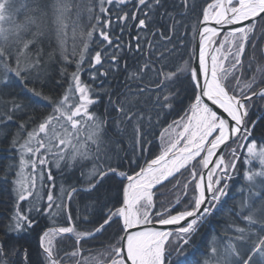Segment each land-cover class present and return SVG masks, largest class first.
Returning a JSON list of instances; mask_svg holds the SVG:
<instances>
[{
	"label": "snow or ice",
	"instance_id": "obj_1",
	"mask_svg": "<svg viewBox=\"0 0 264 264\" xmlns=\"http://www.w3.org/2000/svg\"><path fill=\"white\" fill-rule=\"evenodd\" d=\"M189 32L199 37L191 50ZM258 47L264 56V0H0V143L14 153L0 166L11 198L0 264H264V106L253 111L264 101ZM113 71L124 78L105 87L102 78ZM13 76L30 93L23 101L3 92ZM29 77L62 91L28 88ZM185 99L184 115L167 123ZM164 124L159 154L141 166ZM123 161L139 170H120ZM53 166L87 169V187L62 184L55 195ZM113 177L120 178L116 195L101 192ZM237 177L241 199L232 214L245 226L229 225L195 256L193 237ZM81 192L90 199L83 229L70 207ZM61 216L69 226H55ZM37 217L54 226L37 234L33 259L19 239L39 226ZM65 234L73 242L61 254L55 242ZM100 237L106 242L95 252L83 247Z\"/></svg>",
	"mask_w": 264,
	"mask_h": 264
},
{
	"label": "trees",
	"instance_id": "obj_2",
	"mask_svg": "<svg viewBox=\"0 0 264 264\" xmlns=\"http://www.w3.org/2000/svg\"><path fill=\"white\" fill-rule=\"evenodd\" d=\"M134 29H131L130 31H126L123 34V40L124 41H129L131 39V35L134 33ZM194 40L191 32L188 33V41H189V49L194 48ZM95 47V45H93ZM46 47V51H48ZM246 52L250 53L251 49H246ZM257 56V61L259 63H264V56L260 55L259 52V47L257 48L256 52ZM187 59V57H185ZM124 59L127 60L129 65H132L134 63L133 59V54L128 53ZM245 64L247 65V59H245ZM227 65V62H226ZM59 67L55 62H53V68ZM99 67V66H98ZM105 67L107 68L108 65L106 64ZM123 67V61H121V68ZM257 67V62H254L252 64L251 69H246L245 71V77L251 76L253 72H255ZM69 72H71L73 69L70 67ZM103 71V69H101ZM55 79H59V77L56 75L55 72L51 73ZM113 76H116V79H113ZM124 78V73L121 71L119 73H116L113 71L110 73V75L107 78H102L105 81V87H107L109 84L115 85L118 82H121ZM244 77H242L243 79ZM82 79L87 82V83H92L89 80L88 72L85 71L82 74ZM52 83L49 82L46 87L41 88V83L36 82L33 80L32 77H29L28 79V88L35 87L37 90H42L45 94L48 95H56L62 89H55L53 90L52 88ZM100 80H97L95 82V85H99ZM11 89V91H10ZM4 94H12L18 96L20 100H25L27 95H30V93L27 92V88L24 87L23 82L15 78L14 76L12 77V86L8 89L3 90ZM189 101L187 99L184 100V105H183V110H181V107H177L175 112H172L168 117H167V123H171L173 120H178L180 116L184 115V110L187 109ZM256 105L257 108H254L253 111H257L258 114V109L262 106H264V101L261 100H256ZM100 111L103 110V106H100L99 108ZM41 111L44 112H49L51 111L50 108L47 109H41ZM18 121H13L10 124V129L11 131L15 132L16 131V124ZM164 127H167V124H164L162 126H159L156 128L155 133L152 137L149 139L152 140L151 145H146L147 150L143 153V156L139 160V164L141 166L145 165V162L148 160L153 159L156 155L159 154L160 151V139H159V134L163 130ZM243 151V150H241ZM10 151H9V146L8 144L5 143H0V166L9 164L12 162L10 160ZM133 169L135 171H138V167L136 165H132L131 168H129V165L127 161H123V167L120 169L122 171H127L128 174H133ZM81 171L85 172V169L82 170H74L69 174H64L63 172L59 173H53V176L55 178V184L56 188L53 189V192L55 195L59 194V185L57 184L58 181L61 182L60 185H64L65 187L69 186H76L78 188H86L87 184L85 182V178L81 175ZM3 173H0L2 175ZM181 182H183V177L180 178ZM126 180L123 181L125 183ZM232 184L231 191L229 192V196L225 198L226 202H223L222 205H218V211L214 213V215L200 228V232L197 236L193 237V247L188 248V251L190 253H194L195 256H199L200 252H204L206 250L207 244L210 242L211 238L213 236H223L224 235V230L229 227V225H234V226H240L244 227L245 222L240 219L239 217L235 216L232 214V210L234 207H236L237 211L238 209V202L240 201V193L238 194L239 186L243 184V181L240 180L238 177L235 179L234 183L230 182ZM120 178L119 177H113L112 179L106 180L104 187L101 188V192H104L108 188H112V195H116V189L120 187ZM171 187V185L169 186ZM47 188L44 189L43 195L46 193ZM10 192V186L6 185L3 183L2 180H0V226L3 224L7 223V218L9 215V209L11 207V198L9 196ZM177 195L180 193L177 192ZM174 195H169L168 199L174 200ZM46 199V195H45ZM90 204V199L87 193L81 192L79 195H76L70 205L71 210H72V217H73V224L79 229H83L86 227H90V225L83 223V219L85 216L89 215V212L86 208ZM24 205V203H23ZM22 205V207H23ZM35 215V214H33ZM79 217V218H78ZM89 218H91L89 216ZM38 224L39 226L34 228V230L29 233L24 235L23 238L19 239V243L24 245L25 247H30V250L32 252L33 259L36 258L35 252H36V246H37V234L44 228L54 226L52 225L51 221L47 217H37ZM55 226H69L66 220V216H61L57 219L56 225ZM68 234H65L64 238L58 237L56 239V246L57 248L61 251V254L63 251L69 250V246L72 244L73 241L68 240L67 237ZM106 242V237H100L96 241L90 242V245L85 244L83 245L84 248H89L91 246L93 252L98 250L101 246L102 243ZM88 253L85 252V255Z\"/></svg>",
	"mask_w": 264,
	"mask_h": 264
},
{
	"label": "rangeland",
	"instance_id": "obj_3",
	"mask_svg": "<svg viewBox=\"0 0 264 264\" xmlns=\"http://www.w3.org/2000/svg\"><path fill=\"white\" fill-rule=\"evenodd\" d=\"M10 91H11V89H10ZM11 155H14V153H11L10 156H11ZM10 163H11V162H10ZM79 169L82 170L79 166H77L76 168H74V169L71 170V171H69V170H67V169H64L63 171H57V169L53 166V167L51 168V171H52V173H54V172H55V173L63 172L64 174H69V173H71L72 171H74V170H79ZM86 171H87V169H85V172H86ZM59 181H60V180H59ZM59 181H58L57 184H58L59 187H60L61 182H59ZM43 191H44V190H43ZM41 194L43 195V192H42ZM238 194H239V190H238ZM45 200H46V199H45ZM27 207H28V204L25 202L24 205H23V208L26 209Z\"/></svg>",
	"mask_w": 264,
	"mask_h": 264
},
{
	"label": "water",
	"instance_id": "obj_4",
	"mask_svg": "<svg viewBox=\"0 0 264 264\" xmlns=\"http://www.w3.org/2000/svg\"><path fill=\"white\" fill-rule=\"evenodd\" d=\"M222 35H223V33H221V37H222ZM198 40H199V37H196L195 40H194V48H196V46L198 44ZM197 55H198V53H197ZM196 62H197V57L194 56L193 57V66L196 65ZM220 111H221L222 115L226 116V114L222 113V110H220ZM204 171L206 172L207 170H204ZM126 183H127V181H126ZM157 227L161 228V230H168V228L173 227V226H159V225H157Z\"/></svg>",
	"mask_w": 264,
	"mask_h": 264
}]
</instances>
